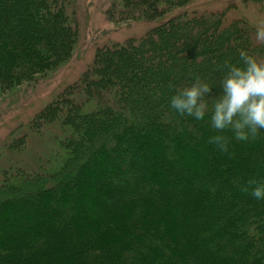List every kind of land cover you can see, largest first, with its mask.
Returning a JSON list of instances; mask_svg holds the SVG:
<instances>
[{
    "label": "trees",
    "instance_id": "1",
    "mask_svg": "<svg viewBox=\"0 0 264 264\" xmlns=\"http://www.w3.org/2000/svg\"><path fill=\"white\" fill-rule=\"evenodd\" d=\"M190 1L111 0V22L158 26L99 48L82 89L33 120L41 132L60 119L62 157L1 168L0 264H264V200L241 191L264 178V130L248 142L225 131L222 153L208 143L217 130L169 106L195 76L218 93L217 65L263 51L242 21L175 14ZM61 2L0 0L3 93L72 59L79 25Z\"/></svg>",
    "mask_w": 264,
    "mask_h": 264
},
{
    "label": "rangeland",
    "instance_id": "2",
    "mask_svg": "<svg viewBox=\"0 0 264 264\" xmlns=\"http://www.w3.org/2000/svg\"><path fill=\"white\" fill-rule=\"evenodd\" d=\"M58 1L66 3L68 13L75 11L79 43L69 63L55 74L38 78L16 91L3 93L0 90V170L19 167L39 171L40 167L45 168L51 164L48 163L50 159L54 161L55 156L62 157V140L66 138V132L61 129L60 119L41 132H36L33 120L64 94L77 88L82 89L83 76L91 68L99 48L139 39L158 26V23L148 22L127 25L111 22L107 13L111 0ZM185 12L221 14L226 23L244 22L252 32L256 47L260 52L263 51V55L256 57L264 59V43H258L255 39V24L264 19V0H191L187 7L175 14ZM22 140L25 141L24 145H19ZM16 149L18 152H14ZM9 179L11 181L13 177Z\"/></svg>",
    "mask_w": 264,
    "mask_h": 264
},
{
    "label": "clouds",
    "instance_id": "3",
    "mask_svg": "<svg viewBox=\"0 0 264 264\" xmlns=\"http://www.w3.org/2000/svg\"><path fill=\"white\" fill-rule=\"evenodd\" d=\"M255 39L264 43V19L255 24ZM216 70L222 73L218 93L214 94L216 88L206 79L195 76L190 86L175 91L169 106L180 116L206 121L218 133L210 136L208 143L228 153L225 131L236 141L248 142L264 130V59L241 49L235 62L225 59ZM241 191L257 201L264 200V178L246 181Z\"/></svg>",
    "mask_w": 264,
    "mask_h": 264
}]
</instances>
